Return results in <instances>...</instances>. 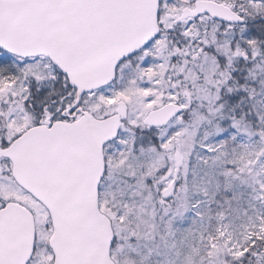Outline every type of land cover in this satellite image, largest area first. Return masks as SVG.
<instances>
[{
  "label": "snow or ice",
  "instance_id": "snow-or-ice-1",
  "mask_svg": "<svg viewBox=\"0 0 264 264\" xmlns=\"http://www.w3.org/2000/svg\"><path fill=\"white\" fill-rule=\"evenodd\" d=\"M214 2L223 8L0 0V264H135V237L125 247L111 219L106 260L94 255L97 214L123 215V201L114 205L133 179L126 173L156 167L146 183L163 192L171 181L172 195L161 199L174 203L184 160L174 138L198 109L201 118L215 110L224 129L217 144L239 142L233 125L242 117L264 123L254 110L264 106V0ZM225 67L230 78L219 91L206 89V70ZM155 154L172 165L159 167ZM228 247L225 264H264V236Z\"/></svg>",
  "mask_w": 264,
  "mask_h": 264
},
{
  "label": "rangeland",
  "instance_id": "rangeland-1",
  "mask_svg": "<svg viewBox=\"0 0 264 264\" xmlns=\"http://www.w3.org/2000/svg\"><path fill=\"white\" fill-rule=\"evenodd\" d=\"M222 72L208 68L204 87L218 92ZM201 98L214 102L215 93L205 92ZM205 107L211 109V103ZM254 110L264 113V106L256 104ZM201 117L198 109L186 120V134L174 138L178 153L184 157L180 167L182 184L176 189L179 195L173 197L174 203L164 204L161 199L165 194L172 195L171 181L163 192H158L155 183H146L157 170L150 164L145 165L143 172L138 169L126 173L133 179L115 192L114 207L123 201V215L119 220L109 218L117 233H124L125 247L127 237H135L133 249L142 253L136 256L140 261L146 262V256H151V264H199L200 260L225 264L224 258L231 253L229 244L235 248L238 243L264 236V166L257 163L264 154V131L259 130L264 129V123L258 127L242 117L233 125L239 142L217 144L224 129L215 110ZM205 144L214 148L212 154L203 152ZM201 156L205 157L204 162ZM155 158L160 161L159 167L173 163L160 154H155ZM174 170L172 167L175 176ZM185 171L191 174L186 182ZM197 202L200 215L194 216ZM101 210L104 211L103 205ZM239 255L237 251L232 258ZM123 264L132 261L125 259Z\"/></svg>",
  "mask_w": 264,
  "mask_h": 264
},
{
  "label": "water",
  "instance_id": "water-1",
  "mask_svg": "<svg viewBox=\"0 0 264 264\" xmlns=\"http://www.w3.org/2000/svg\"><path fill=\"white\" fill-rule=\"evenodd\" d=\"M197 4L202 5L203 7H208L210 9H220L223 8V5H218L213 0H197ZM98 216V231L96 236V248L94 250V255L100 260H106V248L107 240L106 236L110 235L108 231L109 218H105L104 215L97 214ZM103 245V253L100 250V245Z\"/></svg>",
  "mask_w": 264,
  "mask_h": 264
},
{
  "label": "trees",
  "instance_id": "trees-1",
  "mask_svg": "<svg viewBox=\"0 0 264 264\" xmlns=\"http://www.w3.org/2000/svg\"><path fill=\"white\" fill-rule=\"evenodd\" d=\"M229 71H230V69H229V67H225L224 69H223V72H222V75H220L219 76V80H221L222 81V83L221 84H219V86H222L224 83H225V81L226 80H228L230 77H229ZM218 86V87H219ZM174 174H176V170H174ZM162 197V196H161ZM261 238H257L256 240H260ZM237 258V257H236ZM225 260H226V258H224V260H223V262L225 263ZM135 264H148V262L146 261V262H143V261H140V260H138L137 258H136V260H135Z\"/></svg>",
  "mask_w": 264,
  "mask_h": 264
}]
</instances>
